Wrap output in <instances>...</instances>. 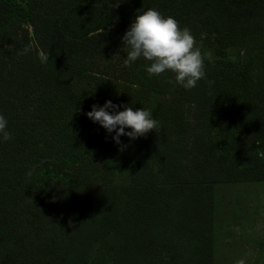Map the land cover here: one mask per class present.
Returning a JSON list of instances; mask_svg holds the SVG:
<instances>
[{
    "label": "trees",
    "instance_id": "trees-1",
    "mask_svg": "<svg viewBox=\"0 0 264 264\" xmlns=\"http://www.w3.org/2000/svg\"><path fill=\"white\" fill-rule=\"evenodd\" d=\"M148 9L211 55L195 88L101 70ZM109 100L160 127L121 151ZM0 114V264H217L216 185L264 182V0H0Z\"/></svg>",
    "mask_w": 264,
    "mask_h": 264
},
{
    "label": "clouds",
    "instance_id": "clouds-1",
    "mask_svg": "<svg viewBox=\"0 0 264 264\" xmlns=\"http://www.w3.org/2000/svg\"><path fill=\"white\" fill-rule=\"evenodd\" d=\"M122 42L128 48L124 61L126 66L143 58L150 62L146 66L150 77L171 72L174 74V82L185 89L195 88L198 81L205 78V60H211V55L202 51L190 29L181 28L175 18L165 17L155 9L138 14L122 37ZM38 56L42 64H46L50 58L43 50L39 51ZM168 82L173 83V80L169 79ZM120 107L109 100L102 107L93 105L86 115L109 134L115 133L113 140L121 145V151L127 147L122 144V136L134 141L160 127L150 110H133L130 106H124V110L120 111ZM11 138L8 121L0 114V141ZM28 175L31 176V172ZM236 264H245V260L240 259Z\"/></svg>",
    "mask_w": 264,
    "mask_h": 264
},
{
    "label": "rangeland",
    "instance_id": "rangeland-1",
    "mask_svg": "<svg viewBox=\"0 0 264 264\" xmlns=\"http://www.w3.org/2000/svg\"><path fill=\"white\" fill-rule=\"evenodd\" d=\"M200 46V41L196 40ZM246 50L243 51L246 56ZM127 55L104 60L101 70L118 77ZM256 78L259 69L253 71ZM215 250L217 264H264V182L216 185Z\"/></svg>",
    "mask_w": 264,
    "mask_h": 264
}]
</instances>
